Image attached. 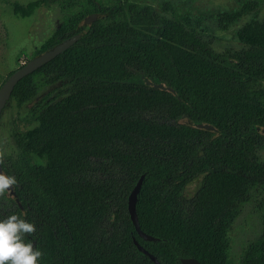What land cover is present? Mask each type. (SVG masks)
Instances as JSON below:
<instances>
[{
  "label": "trees",
  "instance_id": "obj_1",
  "mask_svg": "<svg viewBox=\"0 0 264 264\" xmlns=\"http://www.w3.org/2000/svg\"><path fill=\"white\" fill-rule=\"evenodd\" d=\"M62 1L106 15L55 36L44 52L85 32L14 87L0 118L14 103L33 127L7 150L0 141L1 170L17 179L0 220L35 226L25 240L43 253L38 264H154L134 240L160 264H231L227 233L257 201L262 235L237 264H264V21L238 31L243 50L216 53L150 6ZM141 176L135 210L153 242L128 213Z\"/></svg>",
  "mask_w": 264,
  "mask_h": 264
},
{
  "label": "rangeland",
  "instance_id": "obj_2",
  "mask_svg": "<svg viewBox=\"0 0 264 264\" xmlns=\"http://www.w3.org/2000/svg\"><path fill=\"white\" fill-rule=\"evenodd\" d=\"M109 5L116 0H98ZM147 5L166 18H175L196 30L216 53L238 52L245 48L237 38L247 24L264 21V0H127ZM88 8L66 5L62 0H0V86L8 75L29 60L42 54L58 34L71 31L81 20L103 9L89 2ZM239 13L238 20L221 29L219 19ZM12 103L0 118V131L7 150L13 145L12 133L32 126L17 120ZM258 161L264 164V146L257 150ZM189 197L195 188H187ZM3 205H13L9 191L0 193ZM261 214L257 201L245 205L227 233L228 259L237 264L247 246L262 235Z\"/></svg>",
  "mask_w": 264,
  "mask_h": 264
},
{
  "label": "water",
  "instance_id": "obj_3",
  "mask_svg": "<svg viewBox=\"0 0 264 264\" xmlns=\"http://www.w3.org/2000/svg\"><path fill=\"white\" fill-rule=\"evenodd\" d=\"M105 15L106 14L93 13L88 17L87 20L81 21L77 25V29L83 28L84 26H86L90 23H93L95 21L103 19L105 17ZM84 35H85V32L82 31V32H79V33L67 38L65 41L57 44L56 46L49 49L48 51H46L42 54H39L37 57L29 60L23 66H21L20 68H18L14 72H12L10 75H8V77L5 79V81L0 86V115H1L2 111L4 110L8 100L10 99V96H11V93H12L14 87L17 85V83L22 78H24L27 75L38 70L41 66L47 64L52 59H54L55 57H57L58 55L63 53L65 50H67L69 47H71L74 43H76ZM150 86H152V85H150ZM164 90L166 92H169L172 95L176 96V93L174 91H172L171 89L165 88ZM189 124L192 127L196 126L192 122H189ZM197 126L200 127L201 125H197ZM0 172H2L1 165H0ZM143 178H144V176L140 177L136 186L134 187V189L132 190V192L129 195L128 213H129L130 220H131V222L135 228L137 235L141 239H143L144 241L153 242V241H157V239L152 237V236H149V235H147L141 231L140 226H139V222H138V218H137V214H136V210H135L137 195H138L140 188L142 186ZM9 191H10L11 195H14V190L12 188ZM133 242H134V245L136 246V248L139 250V252H141L142 254L147 256L154 264H160L157 261L156 257L149 254L137 241L134 240ZM180 262H181V264H201L194 258L181 259Z\"/></svg>",
  "mask_w": 264,
  "mask_h": 264
},
{
  "label": "clouds",
  "instance_id": "obj_4",
  "mask_svg": "<svg viewBox=\"0 0 264 264\" xmlns=\"http://www.w3.org/2000/svg\"><path fill=\"white\" fill-rule=\"evenodd\" d=\"M16 184L14 175L0 172V193L10 190ZM34 231L32 223L15 214L0 220V264H38L43 253L34 248L31 241L25 240V234Z\"/></svg>",
  "mask_w": 264,
  "mask_h": 264
}]
</instances>
